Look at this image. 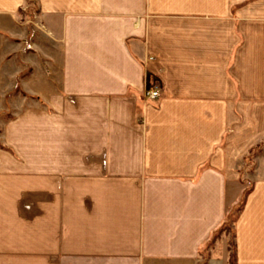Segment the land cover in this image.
Here are the masks:
<instances>
[{"label": "crops", "instance_id": "crops-1", "mask_svg": "<svg viewBox=\"0 0 264 264\" xmlns=\"http://www.w3.org/2000/svg\"><path fill=\"white\" fill-rule=\"evenodd\" d=\"M245 183L264 264V0H0V264H229Z\"/></svg>", "mask_w": 264, "mask_h": 264}, {"label": "rangeland", "instance_id": "rangeland-1", "mask_svg": "<svg viewBox=\"0 0 264 264\" xmlns=\"http://www.w3.org/2000/svg\"><path fill=\"white\" fill-rule=\"evenodd\" d=\"M31 1V0H29ZM33 10V8H30ZM29 10V11H30ZM251 184H241V195L234 203L229 202V206L227 208L226 218L225 221L217 228V230L211 235L209 239V243L211 244L215 240L222 241L225 244V248L229 255V264H234L233 257H234V242H233V226L236 219L239 216V213L243 207V200L245 195L251 190ZM205 244L201 250L202 255L204 257L207 255L206 250L208 249V245Z\"/></svg>", "mask_w": 264, "mask_h": 264}, {"label": "built area", "instance_id": "built-area-1", "mask_svg": "<svg viewBox=\"0 0 264 264\" xmlns=\"http://www.w3.org/2000/svg\"><path fill=\"white\" fill-rule=\"evenodd\" d=\"M160 97V89L157 86L153 88H146L144 91V98L146 100L152 101Z\"/></svg>", "mask_w": 264, "mask_h": 264}, {"label": "trees", "instance_id": "trees-1", "mask_svg": "<svg viewBox=\"0 0 264 264\" xmlns=\"http://www.w3.org/2000/svg\"><path fill=\"white\" fill-rule=\"evenodd\" d=\"M154 82H155V79L153 77L149 76L148 77V85H147V88H151Z\"/></svg>", "mask_w": 264, "mask_h": 264}]
</instances>
